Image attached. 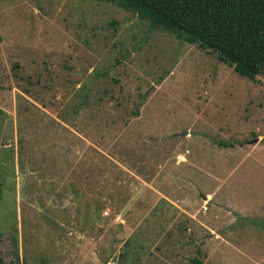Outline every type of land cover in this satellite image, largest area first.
Listing matches in <instances>:
<instances>
[{
	"label": "rangeland",
	"instance_id": "374dc122",
	"mask_svg": "<svg viewBox=\"0 0 264 264\" xmlns=\"http://www.w3.org/2000/svg\"><path fill=\"white\" fill-rule=\"evenodd\" d=\"M0 37L4 262L264 264V69L108 1L0 0Z\"/></svg>",
	"mask_w": 264,
	"mask_h": 264
},
{
	"label": "trees",
	"instance_id": "16d2710c",
	"mask_svg": "<svg viewBox=\"0 0 264 264\" xmlns=\"http://www.w3.org/2000/svg\"><path fill=\"white\" fill-rule=\"evenodd\" d=\"M99 1L135 13L152 29H163L183 42L218 53L249 78L264 69V0ZM218 144L234 147L224 141ZM0 264L7 263L0 258Z\"/></svg>",
	"mask_w": 264,
	"mask_h": 264
},
{
	"label": "water",
	"instance_id": "95a60500",
	"mask_svg": "<svg viewBox=\"0 0 264 264\" xmlns=\"http://www.w3.org/2000/svg\"><path fill=\"white\" fill-rule=\"evenodd\" d=\"M257 142H258V139L252 141L251 143H252V144H256Z\"/></svg>",
	"mask_w": 264,
	"mask_h": 264
},
{
	"label": "crops",
	"instance_id": "0c3cea01",
	"mask_svg": "<svg viewBox=\"0 0 264 264\" xmlns=\"http://www.w3.org/2000/svg\"><path fill=\"white\" fill-rule=\"evenodd\" d=\"M259 141V140H258Z\"/></svg>",
	"mask_w": 264,
	"mask_h": 264
}]
</instances>
